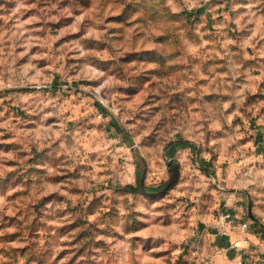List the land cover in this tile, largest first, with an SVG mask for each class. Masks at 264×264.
<instances>
[{
	"label": "rangeland",
	"instance_id": "rangeland-1",
	"mask_svg": "<svg viewBox=\"0 0 264 264\" xmlns=\"http://www.w3.org/2000/svg\"><path fill=\"white\" fill-rule=\"evenodd\" d=\"M235 186L264 218V0H0V264H200Z\"/></svg>",
	"mask_w": 264,
	"mask_h": 264
},
{
	"label": "crops",
	"instance_id": "crops-1",
	"mask_svg": "<svg viewBox=\"0 0 264 264\" xmlns=\"http://www.w3.org/2000/svg\"><path fill=\"white\" fill-rule=\"evenodd\" d=\"M230 195L223 196L222 206H225L224 211L229 212L234 217V222L245 221L243 216L245 191L239 186L228 189ZM253 219L252 230L248 232L247 243L239 242L236 248H231V243L240 238V233L234 229L229 230L226 234L221 235L216 233L214 229L216 219L210 217L201 228V236L206 246L203 251L199 248L194 254L201 262L200 264H264V218L258 217L252 211ZM212 218V219H211ZM208 223V224H207ZM253 223L255 225H253ZM210 225V226H209ZM224 248V250H220Z\"/></svg>",
	"mask_w": 264,
	"mask_h": 264
},
{
	"label": "built area",
	"instance_id": "built-area-1",
	"mask_svg": "<svg viewBox=\"0 0 264 264\" xmlns=\"http://www.w3.org/2000/svg\"><path fill=\"white\" fill-rule=\"evenodd\" d=\"M234 217L229 212H220L217 213L216 216V225L214 229L216 230V233L224 235L229 230L236 229L241 235L240 238L235 240L231 243V248H236L238 246L239 242L247 243L248 238L247 234L252 230V225L249 221H241V222H234ZM220 250H224V248H220ZM241 264V262H239Z\"/></svg>",
	"mask_w": 264,
	"mask_h": 264
},
{
	"label": "water",
	"instance_id": "water-1",
	"mask_svg": "<svg viewBox=\"0 0 264 264\" xmlns=\"http://www.w3.org/2000/svg\"><path fill=\"white\" fill-rule=\"evenodd\" d=\"M249 216L251 217L250 210H249ZM251 218H253V217H251Z\"/></svg>",
	"mask_w": 264,
	"mask_h": 264
}]
</instances>
